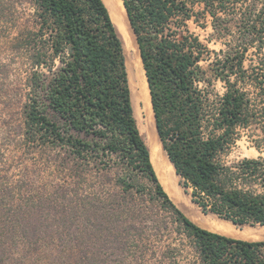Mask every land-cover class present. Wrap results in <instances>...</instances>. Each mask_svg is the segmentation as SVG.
Masks as SVG:
<instances>
[{
    "label": "trees",
    "instance_id": "trees-1",
    "mask_svg": "<svg viewBox=\"0 0 264 264\" xmlns=\"http://www.w3.org/2000/svg\"><path fill=\"white\" fill-rule=\"evenodd\" d=\"M123 4L181 186L204 212L264 225V0ZM0 11L26 66L16 149L37 157L13 164L0 144V264H182L186 247V264H264V240L202 227L162 185L104 0H0ZM244 137L260 154L230 158Z\"/></svg>",
    "mask_w": 264,
    "mask_h": 264
},
{
    "label": "rangeland",
    "instance_id": "rangeland-1",
    "mask_svg": "<svg viewBox=\"0 0 264 264\" xmlns=\"http://www.w3.org/2000/svg\"><path fill=\"white\" fill-rule=\"evenodd\" d=\"M10 32L11 30L7 27L5 20H2L0 13V144L4 143L3 146L6 153V159L8 158V160L10 159L11 161L14 160L13 164H19L20 157L26 158V163H31L34 161V159L37 158L36 155L35 156L33 154L23 155L21 150L16 149V145H15V143H18L20 141V138L22 136L21 132L23 129V113H22V105L20 103V97L24 92V87L22 84H23V78L25 76L26 66L25 65L21 66L17 61L16 54L11 47V36L13 34ZM210 32L211 29L208 28L206 31L202 32V36L206 38L207 36H209ZM209 46L212 48H218L220 45L211 42ZM6 95L13 96L14 99L11 102H8L9 100L5 98ZM1 102H4L6 105H8V107H6ZM9 104H11V106ZM249 144L250 142L246 139V137H244L239 142L238 147L232 153L230 158L239 159L245 156H258L260 153L255 148L249 147ZM262 154L264 155V152ZM49 159H52L51 156L49 157ZM40 161L43 162L41 159ZM50 165H51L50 160L47 161L44 165L42 163V166H44L42 173L49 182H52L58 177L56 176L57 172L54 173L55 169H52L53 167H51ZM178 183H179V179H178ZM184 192L191 199V196L185 190ZM185 213L187 215L189 213L188 216L190 218L192 216L191 219L193 221H195L196 223L207 229L210 228L211 224L208 222V220L211 219V217L223 219L219 217L217 214H214L212 212H204L202 208L195 202L193 208L189 209V212H185ZM207 222L209 224H207ZM137 225L139 229L142 226L141 224H137ZM235 228L237 229L238 232L249 234V236H255L254 238L245 239V240H250V241L264 240V225L235 224ZM144 237L147 238L148 236H144ZM170 241H172V238H163L157 245H164V244L167 245ZM151 243L154 244L156 242L151 241ZM164 250H165L164 248H160V247L156 249L155 254L153 253V255H155L154 259L161 260L160 257L164 253L163 252ZM183 254H184L183 257L180 256V262L182 264L188 263L193 258V252L188 247L185 248Z\"/></svg>",
    "mask_w": 264,
    "mask_h": 264
},
{
    "label": "bare ground",
    "instance_id": "bare-ground-1",
    "mask_svg": "<svg viewBox=\"0 0 264 264\" xmlns=\"http://www.w3.org/2000/svg\"><path fill=\"white\" fill-rule=\"evenodd\" d=\"M104 2L118 28V32L123 38L122 42L124 43L125 49L134 115L140 132L150 150L155 170L162 185L171 198L185 212H189V209L193 208L194 202L191 200L192 198L190 199L184 192L180 182L178 183L179 176L177 175L159 138L151 103L148 80L123 0H104ZM208 222L211 224L208 229L227 236L240 239H250L255 237L249 236V234L246 233L238 232L235 228V224L225 219L211 217ZM208 222L207 224H209Z\"/></svg>",
    "mask_w": 264,
    "mask_h": 264
}]
</instances>
